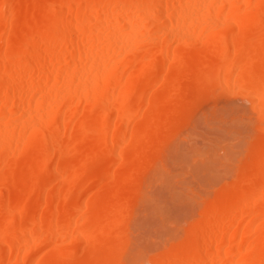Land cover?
Here are the masks:
<instances>
[{"label": "bare ground", "instance_id": "1", "mask_svg": "<svg viewBox=\"0 0 264 264\" xmlns=\"http://www.w3.org/2000/svg\"><path fill=\"white\" fill-rule=\"evenodd\" d=\"M0 264H264V0H0Z\"/></svg>", "mask_w": 264, "mask_h": 264}, {"label": "rangeland", "instance_id": "2", "mask_svg": "<svg viewBox=\"0 0 264 264\" xmlns=\"http://www.w3.org/2000/svg\"><path fill=\"white\" fill-rule=\"evenodd\" d=\"M216 94H217V93H216ZM216 94H215V96H213V97L206 98V100H204V99H203V100H200V101L198 100V102H197V100H196V101L193 102V104H192L193 110L195 109V107H196V110L198 109V112H197L196 110H194V113H195V112L197 113V114L195 113V118H196V119L194 118L196 124L199 122V118H200V119L203 118L202 113H204V117H206V116L208 115L207 111L209 112V108H210L211 106H212V108L215 107V108H213V109L216 110V111L218 110L219 112H221L223 109L225 110V109L227 108V107H226L227 105L229 106V107H228L229 110H231L230 108H231L232 105H233V106L235 105L234 109H236V107H237V109H239V108L242 106L240 111H242V110H244V111L248 110L247 108H248L249 106L246 107L245 104H243V102H241L243 105L239 104V103H240V100H237V98L234 99V97H233V98H232V101H231V97L228 99L227 95L225 96V95H223V94H222V95H221V94H220V95H219V94L216 95ZM196 102H197V103H196ZM226 102H227V105H226ZM238 102H239V103H238ZM218 103H219V104H218ZM229 103H230V104L233 103V104L230 106ZM234 103H235V104H234ZM196 104H197V105H196ZM217 104H218V105H217ZM236 104H237L238 106H237ZM194 105H195V106H194ZM213 105H215V106H213ZM219 105H220V107H221L222 105H223V106L225 105V106H224V108L221 107V108H223V109H221L220 107H218ZM239 106H240V107H239ZM217 107H218V109H216ZM238 107H239V108H238ZM212 108H211V109H212ZM219 108H220L221 110H219ZM228 108L226 109L227 112H228L227 114L230 113V111L228 110ZM245 108H246V109H245ZM205 109H206V110H205ZM237 109H236L235 112H234V110L232 109L231 112H234V113L237 112V113H238L239 110L237 111ZM204 110H205V111H204ZM214 110H213V112H215ZM224 110H223V111H224ZM218 111H217V112H218ZM201 112H202V113H201ZM205 112L207 113L206 116H205ZM210 112H211V111H210ZM219 112H218V113H219ZM221 113H222V112H221ZM224 113H225V115H226V111L223 112L222 114H224ZM199 114H200V116L202 115V118L199 117ZM230 115H231V113H230ZM194 119H193L192 122L190 123V126H189V125H188L187 127L185 126V127H184V128L178 133V135L174 138V140H173V139L171 140L173 145L171 144V141H169L170 143H168V145H167L168 148L166 147V150H165L166 153H165V151L162 152L163 154L161 153L160 156L155 160V162H154V163H153L148 169H146V170L144 171V173H143V175H142L140 181L138 182V184H137L136 186H134L133 188L130 189V191H132V194H133V195H136V197H137V199H136V203L134 204V209H133V210H134V211H133V216H132L133 218H132V220H131V222H130V224H129V226H128L129 228H128V231H127L130 240H133V238H134V240L137 239V238H135V237H137L140 233H141V235H142V231H143V230H146V229L144 228V225H142V223H141L142 220H143V218H145V217H143V216H144V213H145V210L151 205V204L149 205V202L147 203L146 200H145V202H143V198L145 197L146 192L148 193V195H149V194L154 195V197H156V194H158L160 197H161L162 194H164V195L166 196L165 199H166L167 197H169V196H167V195H168V192H167L168 187L165 189V188L163 187V185H162V186L159 185V188L161 187L160 189H162V187H163L164 190L162 189V191H164V193L161 191L160 194H159L157 190L155 191L156 187L154 186V184L157 186L158 184L161 183V182H158V181L156 180V175L158 174L157 172L161 169V168H159V167H160L159 165H163V167H164V166L166 167V166H168V165H172V166L175 165L173 168L176 167L177 164H174V163H177V159L180 160L181 157H183V155H181V157H180V154L183 153V151H182V152L180 151V153H179V151H178L177 148H175V147L178 146V147L180 148V145H179L180 143H179V142H184V144H185V148H186L187 145H188V146L191 145V144H189L190 142H188V144L186 145V143H185V142H187L186 139H189L190 137H191V139H193L192 136L195 137L196 135H194V134L197 133L198 131H201V130H202V129H200V128H199V130L197 129V128H198V124H197V126L195 125V126H196V129H197L198 131L195 129V127H194V123H193ZM203 119H204V118H203ZM206 120L208 121L207 118L205 119V121H206ZM197 121H198V122H197ZM205 121H204L203 124H205V123H206V124L204 125L205 127H203V128H204V129L206 128L205 130H207V129H208V126H209V122H205ZM200 122H202V121L200 120ZM200 122H199V123H200ZM207 123H208V125H207ZM200 124H201V123H200ZM203 124H201L200 126H203ZM190 127H191V128H190ZM192 128L195 129L197 132H195V130H193ZM201 128H202V127H201ZM187 129H189V130H187ZM190 129H192V130H190ZM186 130H187L188 132H187ZM189 131L192 132V133H193V132H195V133H193V134L191 133V135H190V134H188V133H190ZM202 131L205 132L204 130H202ZM202 131H201V132H202ZM207 131H208V130H207ZM201 132H200V133H201ZM203 132H202V134H204ZM175 140H176V143H177V144L179 143L178 145H176V144L174 143ZM173 141H174V142H173ZM190 141H191V140H190ZM191 143H192V142H191ZM169 144H170L171 147H169ZM181 144H182V143H181ZM188 146H187V148H189ZM171 148H174V151L176 152V153L174 152L175 154L173 153V149H171ZM181 148H182V147H181ZM169 150H171L172 152L169 151ZM177 151H178V152H177ZM169 152H170V153H169ZM172 153H173V154H172ZM178 153H179V154H178ZM166 154H167V156H166ZM171 154H172V155H171ZM183 154H184V153H183ZM173 155H175V156H176V155H179L180 158H179L178 156L175 157V156H173ZM169 156H171V157H169ZM174 157L177 158V159H176V160L173 159ZM187 157H189V156L187 155ZM187 157H185V155H184V157H183L182 159L185 160L184 158H186L188 161H189V159H190V162H191V163L193 162L192 165H194V166H192L193 168L191 167V168H192V174H193L194 172H196V170H194V168H197V167H196V166H197L196 163L199 162V166H200L201 163H200V161H195V160L193 159V160L195 161V162H194L193 160H191V158H187ZM190 157H191V156H190ZM166 159H167V160H166ZM182 159H181V160H182ZM170 160L172 161V162H171L172 164L170 163ZM174 160H175V161H174ZM173 161H174V162H173ZM188 161H187V163H188ZM178 162H179V161H178ZM181 163H183V162H180V167H181ZM184 163H186V162H184ZM184 163H183V164H184ZM187 163H186V164H187ZM191 163H190V166H191ZM165 164H166V165H165ZM167 164H168V165H167ZM183 164H182V167H183V170H184V168L186 167V165H185V167H184ZM195 164H196V165H195ZM158 166H159V167H158ZM161 167H162V166H161ZM163 167H162V171H165V169H166V171H165L166 173H165V174H167V175H168V173H169V175L171 174L170 177H171L172 175H174L175 173H178V172L180 173L179 170L182 169V167L180 168V167L177 165V168L179 167V169L177 170V172L175 171V173H173L174 171L171 172V169H170L171 166H170V167L168 166L167 168H165V167L163 168ZM158 168H159V170H158ZM173 168H172V170H174ZM186 168H188V167H186ZM189 168H190V167H189ZM191 168H190V170H191ZM169 169H170V170H169ZM154 170H155V171H154ZM183 170H181V175H182ZM185 170H186V169H185ZM185 170H184V172H185ZM153 171H154V173H153ZM193 171H194V172H193ZM160 172H161V170H160ZM184 172H183V175H182V176H181L180 174H179V176H178V174H176V175H177L176 178L179 177V179L177 178L178 180H176V178H174V177H175V176H174V177H173V178H174L173 182H174L175 185H176V181H179L178 183H179V184L181 183V184L184 186V188H187V187L189 186V184L191 183V185L188 187V189H186V190H187L186 193H183V195L181 194V191H182V192H183V190H184V192L186 191V190L183 188V186H182V189H183V190L180 191V198L183 199L182 196H185L184 198H188V199H189L190 196H187L186 194H187V193H189V194L191 193L190 195H191L192 197L195 196V195H194L195 192H196V191L198 192V191L200 190V189H199L200 187H198V186H200V183H199V181H197L198 179H196V181L199 183V185H197V182H196V185H195V183H193V181H195V178H196L195 176H196V175H195V174L192 175V174H191V171L189 172V170L187 169V171L185 172V173H187V174H186L185 176H184ZM155 173H157V174H155ZM152 175L155 176V177H154V178H155L154 180H153V176H152ZM187 175H188L189 178H190L191 176L194 177V180L192 181V179H193L192 177L190 178V180H189L188 177H187V179H185ZM194 175H195V176H194ZM183 176H184L185 178H184ZM150 177H151V178H150ZM171 178H172V177H171ZM173 178H172V179H173ZM183 178H184V179H183ZM149 179H150V182H148ZM151 180H153L154 182L157 181L158 183H157V184L154 183V184L152 185V181H151ZM155 180H156V181H155ZM183 180H185V181H183ZM186 181H188V182H186ZM173 182H172V184L174 185ZM183 183H184V184H183ZM186 183H187V184H186ZM193 184H194V185H193ZM187 185H188V186H187ZM164 186H165V185H164ZM179 186H180V185H179ZM179 186H178V185H177L176 187L174 186V187H175V190L178 189ZM194 186H195V187L197 186L196 188H198V189H196V191L194 190V189H195ZM157 187H158V186H157ZM191 187H192V189H191ZM189 188H190V189H189ZM149 189H150V190H149ZM153 189H154V190H153ZM157 189H158V188H157ZM160 189H158V190L160 191ZM169 189H170V188H169ZM169 189H168V190H169ZM191 190H193V192H192ZM165 191H166L167 193H166ZM170 191L172 192L171 189H170ZM177 191H178V190H177ZM177 191H176V192H177ZM188 191H189V192H188ZM171 192H169V194H170ZM144 193H145V195H144ZM177 193H178V195H179V191H178ZM125 194H126V193H125ZM166 194H167V195H166ZM141 195H142L143 198L141 197ZM152 195H151V197H153ZM164 195H162V196L164 197ZM172 195H173V194H172ZM181 195H182V196H181ZM161 198H162V197H161ZM161 198H160V199H161ZM169 198L171 199L172 196H170ZM169 198H168V200L166 199L168 202H169ZM176 198H177V197H176V194H175V198H174V195H173V199H172L171 201H172V203L176 202V205H177V201L179 200V199H178L179 196H178V198H177L178 200L175 201ZM140 199H141V200H140ZM182 199H180V200H182ZM161 200H162V199H161ZM163 200H164V199H163ZM173 200H174V202H173ZM180 200H179V201H180ZM186 200H187V199H186ZM171 201H170V202H171ZM184 201H185V200H184ZM184 201H183V202H182V201L179 202L180 206L177 205V206L173 207L171 203H169V206H170V205L172 206V207L170 206L171 209H172V208L175 209V208H177V207L179 206V207H180L179 211H180L181 213H183V212H186V211H184L183 209H181V207L183 206V205L181 206V204H183ZM165 202H166V201H165ZM168 202H167V203H168ZM145 203H147V204H146L147 206H143ZM167 203H165V204L167 205ZM188 203H189V205L191 204L190 199H189V202H188ZM148 205H149V206H148ZM174 205H175V203H174ZM184 205H186V204H184ZM187 206H188V205H187ZM166 207H168V205H167ZM184 207H185V206H184ZM184 207H183V208H184ZM188 207H189V206H188ZM186 208H187V207H185L184 209H186ZM166 209H167V208H166ZM176 210H177V209H176ZM176 210H175V211H176ZM186 210H187V209H186ZM143 211H144V213H143ZM169 211H170V210H169ZM171 211H172V210H171ZM171 211H170V212H171ZM175 211H173V216L175 215V214H174ZM179 211H178V214H180ZM176 215H177V213H176ZM182 215H183V214H181L180 217H181ZM171 216H172V215H171ZM139 217H140V218H139ZM182 217H183V216H182ZM139 219H140L141 221H140ZM139 221H140V222H139ZM169 221H170V220H169ZM138 223H140V224H138ZM144 223H145V220H144ZM144 223H143V224H144ZM136 225H137L138 227H136ZM141 225H142V226H141ZM168 225H169V224H168ZM139 226H140V227H139ZM166 226H167V225H166ZM142 227H143V228H142ZM137 228H139V230L142 228V229L140 230L141 232H140L139 230H137ZM153 230L155 231V229H153ZM138 231H139V232H138ZM143 232H144V231H143ZM151 233H152V231H151ZM154 233H155V232H154ZM143 234H144V233H143ZM153 235H155V234H152V235L150 234V236H153ZM139 236H140V235H139ZM139 236H138V239H140ZM140 237H141V236H140ZM138 239H137V240H138ZM153 239H154V238H153ZM137 240H135V242H137ZM150 240H152V239H150ZM135 242H133V243H135ZM138 242H139V241H138ZM130 243H131V242H130ZM133 246H134V245L131 244V246L127 248V252H130L132 249H134V248H132ZM135 246H136V245H135ZM154 246H155V245H154ZM131 248H132V249H131ZM130 253H131V252H130ZM130 253L127 254V256H126L127 258H128V256H129ZM129 257H130V256H129Z\"/></svg>", "mask_w": 264, "mask_h": 264}]
</instances>
